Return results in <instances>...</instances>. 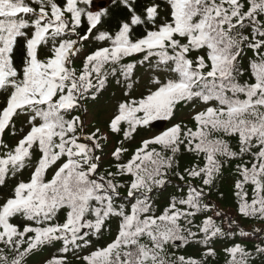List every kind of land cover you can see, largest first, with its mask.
I'll return each mask as SVG.
<instances>
[{"label":"snow or ice","instance_id":"1","mask_svg":"<svg viewBox=\"0 0 264 264\" xmlns=\"http://www.w3.org/2000/svg\"><path fill=\"white\" fill-rule=\"evenodd\" d=\"M92 38L104 43L88 49ZM109 78L126 98L106 131L89 132L88 105ZM159 120L171 126L136 139ZM226 169L236 213L264 222V0H0V264L46 249L43 264H208L235 235L208 214ZM170 175L187 192L157 212L154 190ZM177 242L196 253L170 251ZM222 250L226 264H264V246Z\"/></svg>","mask_w":264,"mask_h":264},{"label":"trees","instance_id":"2","mask_svg":"<svg viewBox=\"0 0 264 264\" xmlns=\"http://www.w3.org/2000/svg\"><path fill=\"white\" fill-rule=\"evenodd\" d=\"M163 2V0H162ZM109 5V0L106 6ZM83 27V25H82ZM104 42L95 41L92 38V42L87 45L88 49H94L97 45L103 44ZM248 57L252 56L251 52L247 53ZM139 59V56H134L130 58H126L125 62H133ZM79 67V61L76 64ZM146 69L137 66V71L135 73L134 79L137 81H141L139 84L135 85V90L132 92L133 98H139L138 93L143 91V84L146 83V80H142L145 76ZM247 77H244L246 79ZM126 87L124 84L117 85L115 79L109 78L108 83L105 86V90L103 93L98 97L97 101L94 104H89V112L91 113L89 119H91L92 123L89 124L88 131L91 132L93 130V126L100 127L102 131H106L107 126V116L108 114L114 109L117 101H122L126 97L124 96V92L126 91ZM190 111L189 108H182L178 112V118L180 116L184 117V122L187 123L190 127H193V122L188 119V112ZM156 122V121H154ZM170 121H166V125L162 130L156 128L152 124L147 129L141 130L139 135H137L136 139H139L140 136L144 137H151L161 132L165 131L168 127L171 126ZM19 126V125H18ZM6 139L9 143H12L11 135L9 134ZM120 137L111 136V139L105 144L106 150L111 147L112 144L118 142ZM235 141H233V144ZM137 145L130 144V151L134 149ZM99 154V153H98ZM192 162V157L189 154H184L180 160V170H182L185 166ZM115 169L112 167V162L110 160H104L101 164L99 169L100 174L106 175L107 171H114ZM225 176L228 178L222 184H219L216 188L211 190L210 195H208L207 202L210 205L208 210V214L212 215L215 212H219L221 215L214 216L213 218L216 220L217 224L221 225L226 232L235 233V235H230L226 240L222 239L217 242L215 247L217 248V256L210 259L208 264H226V255L223 252L222 248L224 244L231 246L233 242L241 243L249 252H254L256 246H264V233H257L255 232L256 228H264V222H260L254 219L244 218L239 216L236 213V202L235 198L232 195V188L230 186V181L234 177V170L233 169H226ZM23 178L25 180L28 179V172L24 173ZM169 179L171 183L166 186L164 190H154L153 199L155 202V208L157 212L162 209L169 199L172 196H180L184 195L187 192V188L185 186V182L179 181L174 175H170ZM123 182V181H121ZM195 183L199 184L198 181ZM11 186V182H10ZM183 190V191H181ZM7 191V190H5ZM208 192V190H205ZM249 188V192H250ZM121 199L126 197V190L121 189ZM223 193V198L220 197V193ZM121 202L120 200L117 203ZM125 204L128 203L127 200H123ZM134 202V201H133ZM214 206V207H212ZM224 214H227L226 216ZM201 217H197V222ZM236 219L238 220L237 225L230 224L228 221ZM116 229L115 223L112 224V232L114 233ZM113 238L112 235L105 233L103 239L100 241L101 244L109 242ZM95 239V238H94ZM97 247L100 246L99 244L96 245ZM170 251L175 252L176 254H184V255H192L196 253L197 249L195 246H184L178 244L177 247L170 249ZM49 256V251L46 249L42 251L39 255H34L31 257L29 264H43L45 258ZM75 258H71V264H81V261H74ZM255 264H262L260 258H257Z\"/></svg>","mask_w":264,"mask_h":264},{"label":"water","instance_id":"3","mask_svg":"<svg viewBox=\"0 0 264 264\" xmlns=\"http://www.w3.org/2000/svg\"><path fill=\"white\" fill-rule=\"evenodd\" d=\"M105 2H100L99 5H104ZM160 125H162V122H157L156 124L154 123V126L159 127ZM177 244H180L179 242H177Z\"/></svg>","mask_w":264,"mask_h":264},{"label":"rangeland","instance_id":"4","mask_svg":"<svg viewBox=\"0 0 264 264\" xmlns=\"http://www.w3.org/2000/svg\"><path fill=\"white\" fill-rule=\"evenodd\" d=\"M74 261H79V260H77V259H74Z\"/></svg>","mask_w":264,"mask_h":264}]
</instances>
